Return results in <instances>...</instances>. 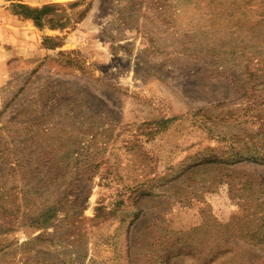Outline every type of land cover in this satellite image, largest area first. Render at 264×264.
<instances>
[{"label": "rangeland", "instance_id": "rangeland-1", "mask_svg": "<svg viewBox=\"0 0 264 264\" xmlns=\"http://www.w3.org/2000/svg\"><path fill=\"white\" fill-rule=\"evenodd\" d=\"M263 161L264 0H0V264H264Z\"/></svg>", "mask_w": 264, "mask_h": 264}, {"label": "trees", "instance_id": "trees-1", "mask_svg": "<svg viewBox=\"0 0 264 264\" xmlns=\"http://www.w3.org/2000/svg\"><path fill=\"white\" fill-rule=\"evenodd\" d=\"M59 6L60 5L58 4H49L44 5L41 8H30L26 5H18L17 7L20 9V14H22L26 18L33 20L35 25L41 28L45 25V23H50L52 24V26H56L54 24V18L58 16ZM47 40L48 39H45V41ZM237 158L238 160H241L242 157L239 156ZM153 195V188L148 183L124 185V187L120 191V199L116 201L115 204H112L111 207L104 203L105 199H99L97 207L95 208V220L104 222L113 217L118 220L120 226L125 225L126 223H129L130 226H133L139 220L141 213L144 212L142 204L144 203V201H146V199L151 198ZM64 199L67 200V195L64 196L61 200L57 201L55 205L46 208V210L42 214H40L32 221L31 226L35 227L38 230L44 231L56 227L55 222L57 220L58 213L62 212L65 207V204L63 203ZM195 231L197 230H193V233H195ZM185 235L189 234H179V236L181 237H184ZM228 238H232V235H229ZM245 238H251V235L246 234ZM39 239L40 238H37L35 239V241ZM259 242H264V233L259 239ZM173 246L175 245H172V247ZM229 246L230 245H228L227 247L225 245L224 247H220L219 245H216L215 247H213V249H211V252L212 250H215V253L220 252L221 255H225L230 252ZM185 248L187 247H182V250L184 251L183 254L185 255H189L190 253L194 255L199 252V250L195 248H189L187 249V251H185ZM171 261L172 259L169 256L164 258V264H171Z\"/></svg>", "mask_w": 264, "mask_h": 264}]
</instances>
